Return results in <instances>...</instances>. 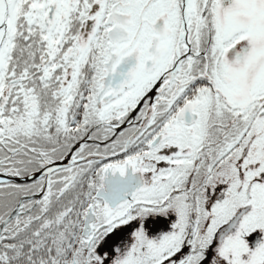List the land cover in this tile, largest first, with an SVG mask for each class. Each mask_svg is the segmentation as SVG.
<instances>
[{"label": "snow or ice", "instance_id": "6c2138e0", "mask_svg": "<svg viewBox=\"0 0 264 264\" xmlns=\"http://www.w3.org/2000/svg\"><path fill=\"white\" fill-rule=\"evenodd\" d=\"M0 264H264V0H0Z\"/></svg>", "mask_w": 264, "mask_h": 264}]
</instances>
